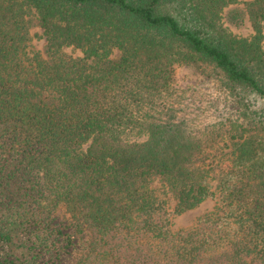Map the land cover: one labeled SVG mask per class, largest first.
I'll use <instances>...</instances> for the list:
<instances>
[{
    "label": "trees",
    "instance_id": "16d2710c",
    "mask_svg": "<svg viewBox=\"0 0 264 264\" xmlns=\"http://www.w3.org/2000/svg\"><path fill=\"white\" fill-rule=\"evenodd\" d=\"M0 264H264V0H0Z\"/></svg>",
    "mask_w": 264,
    "mask_h": 264
},
{
    "label": "rangeland",
    "instance_id": "374dc122",
    "mask_svg": "<svg viewBox=\"0 0 264 264\" xmlns=\"http://www.w3.org/2000/svg\"><path fill=\"white\" fill-rule=\"evenodd\" d=\"M39 32H41L39 30ZM243 34L251 32V28L239 30ZM44 40L35 39L34 45L42 48ZM67 52L75 56L81 55L79 50L67 48ZM119 52L116 51L115 55ZM223 76L216 71L204 65H177L175 70L174 89L179 101L178 107L185 109L184 112L188 117L195 118L196 122H204L215 117L216 111H223L228 114L237 115L238 105L235 100L228 94L223 85ZM154 187L158 190L161 197H165L163 188L159 182L154 183ZM169 200V207L172 210L174 201L170 196H166ZM216 199H208L199 207L186 212L181 216L174 218V230L189 227L197 221L198 217L207 212L214 210Z\"/></svg>",
    "mask_w": 264,
    "mask_h": 264
}]
</instances>
